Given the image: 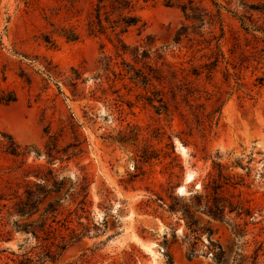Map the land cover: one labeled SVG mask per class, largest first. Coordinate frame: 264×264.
<instances>
[{"label": "rangeland", "instance_id": "1", "mask_svg": "<svg viewBox=\"0 0 264 264\" xmlns=\"http://www.w3.org/2000/svg\"><path fill=\"white\" fill-rule=\"evenodd\" d=\"M96 1L0 0V197L53 175L72 211L86 178L82 237L43 264H264V0L140 1L122 56Z\"/></svg>", "mask_w": 264, "mask_h": 264}, {"label": "trees", "instance_id": "2", "mask_svg": "<svg viewBox=\"0 0 264 264\" xmlns=\"http://www.w3.org/2000/svg\"><path fill=\"white\" fill-rule=\"evenodd\" d=\"M140 1L146 3L153 0H97L88 23L89 34L107 37L122 56L124 54L122 50L126 49L123 36L130 27L140 22L136 14ZM165 5L178 6L183 13H189L188 16L191 19H199L202 11L200 6L194 4V0H165ZM71 34V40L78 38L74 32ZM129 72L132 73L130 77L132 81L147 88L150 86L151 79L148 75L132 68ZM155 101L159 106L152 105V107L157 115L168 116L170 112L161 91H157ZM171 138V136L168 137L170 143L167 146L173 150ZM51 154L52 150L49 149L46 156L50 161ZM82 180L85 190H83L81 200L72 211L63 206L69 197L67 195L69 189L64 191L67 185L66 179L62 178L57 181L53 175L43 180L39 190L26 191L25 195L13 198L0 197V243L10 242L15 231L28 233L35 239L32 250L19 256L7 249H0V264L54 263L67 248L81 239V233H77L76 229L72 228V223L74 220L79 221L81 219L79 211L83 214L89 206L86 178L83 177ZM13 216L18 220L11 224L9 219ZM185 224L188 229H191V224L188 222ZM62 231L66 234H61Z\"/></svg>", "mask_w": 264, "mask_h": 264}, {"label": "bare ground", "instance_id": "3", "mask_svg": "<svg viewBox=\"0 0 264 264\" xmlns=\"http://www.w3.org/2000/svg\"><path fill=\"white\" fill-rule=\"evenodd\" d=\"M181 151H182V150H181ZM181 151H180V152H181ZM189 178H190V177H189ZM189 178H187V180H189ZM181 189H182V187H181ZM144 248H145V247H144ZM147 249H148V248H147ZM146 251H147V250H146Z\"/></svg>", "mask_w": 264, "mask_h": 264}]
</instances>
